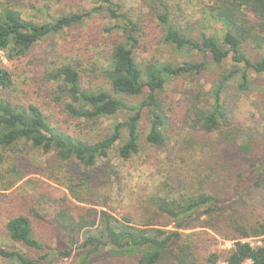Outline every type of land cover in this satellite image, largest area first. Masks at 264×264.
<instances>
[{"label": "trees", "instance_id": "obj_1", "mask_svg": "<svg viewBox=\"0 0 264 264\" xmlns=\"http://www.w3.org/2000/svg\"><path fill=\"white\" fill-rule=\"evenodd\" d=\"M97 1L99 5L91 10L69 12L45 23L23 17L12 4L0 6V50L13 66L48 36L83 25L96 12H105L115 22L103 29L113 38L107 66L89 70L104 85L83 84L82 65L70 56L46 78L56 83L53 101L61 104L72 122L78 121L79 132L91 129L101 118L128 115L100 140L88 141L58 128L35 105L0 98V149L17 154L30 147L51 154L57 165L45 177L69 193L60 191L58 197L43 198V214L27 208L10 215L3 224L4 236L37 256L0 245V260L6 264H56L70 258L75 264H264V240L257 246L243 242L264 236V154L255 155L256 147L250 143L225 144L209 169L203 166L204 154L200 155L206 145L184 143L182 162H189L193 186L183 192L162 181L137 206L135 222L128 216L117 217L103 193L114 175L109 163L103 162L110 151L114 149L122 160L138 154L143 127L147 144L165 148L171 117L164 93L179 79L198 81L209 62L218 70V81L209 92L198 84L189 99L188 114L183 116L185 125L207 137L234 126L232 112L221 95L234 79L239 81L240 91L249 90L250 74L264 82V0H207L210 15L225 25L220 38L188 32L175 19L167 0H155L152 14L160 29V44L191 56L189 61L177 63L137 60L135 50L144 36L141 14L133 19L135 14L120 11L114 0ZM196 55L201 59H195ZM13 83L14 71L0 60V92L12 89ZM140 96L143 100L139 103L128 101ZM66 163L73 165V170L62 171ZM212 176L216 181L210 180ZM4 177L0 171V188L8 191L26 174L12 168L7 176L10 180ZM159 218L166 220L164 225L158 223ZM40 223L50 224L55 231L49 240L38 238ZM218 239L231 242L232 247L226 252L209 250Z\"/></svg>", "mask_w": 264, "mask_h": 264}, {"label": "rangeland", "instance_id": "obj_2", "mask_svg": "<svg viewBox=\"0 0 264 264\" xmlns=\"http://www.w3.org/2000/svg\"><path fill=\"white\" fill-rule=\"evenodd\" d=\"M114 1L120 6V11L135 14L133 19H136L137 14H141L144 36L140 42L141 47L135 50L137 60L152 58L177 63L191 59L186 51L176 53L160 44V29L152 14L155 0ZM167 1L171 12L176 15L175 19L188 32L196 36L200 33L215 34L218 38L223 35L225 25L210 15L207 0ZM3 4L14 5L23 17L36 23L53 21L63 14L81 9L91 10L99 5L97 0H0V6ZM114 23L105 12H96L83 25L48 36L39 42L23 58L16 61V66L5 59L2 63L6 68L14 71V83L12 89L0 92V98L35 105L61 130L88 141L100 140L111 131L115 123L125 120L127 113L101 118L93 122L91 129L79 132L76 128L78 121L72 122L74 120L63 112L61 104L53 101L52 92L56 91V83L48 82L46 74L52 68L66 62L67 57L70 56L73 59L78 58V63L82 65L80 69L84 72L81 71L79 74L83 84L93 87L104 85V81L90 74L89 70L93 66L100 71L107 66L109 46L113 38L107 37L103 29L111 27ZM197 58L201 59L199 55L195 56V59ZM228 64H226L227 68H229ZM218 74V70L209 62L207 69L198 79L199 82L191 78L179 79L168 86L163 102L171 117V131L165 148L158 149L147 144L144 140L146 130L143 127L140 137L141 149L138 154L133 155L129 160H122L112 149L107 160H103L108 162L114 170V175L106 184L107 189L103 193L109 197V208L117 217L128 216L135 222L137 206L162 181H169L176 190L183 192H187L193 186L189 179V169H187L189 162H182V158L186 156L181 153V150L185 148L184 143L187 141L193 146L206 145L204 149L201 148L200 155L203 157L204 154L203 166L208 169L213 160H216L218 156L220 158V153L227 143L234 145L236 142L250 143L256 147L255 155L264 154V82L260 76L250 74L247 91L242 92L238 89L237 79L228 82L223 89L222 101L230 108L235 122L232 128L224 130L221 135L207 137L190 131L185 125L183 116L188 114L191 94L195 93L198 84L202 86L204 92H209L217 83ZM142 100L143 96H140L128 101L136 104ZM205 100L209 101L210 96H206ZM69 164L62 165V171L73 170L74 166ZM56 165L51 154L45 155L30 147L23 148L22 152L17 154L0 149V171L3 172L5 181L10 180L7 176H10L12 168L22 169L26 174V177L12 189L3 191L0 188V245L4 249L20 250L31 257L37 256L35 252L8 240L3 233V224L10 215L25 211L27 208H34L43 214L40 208L45 207L43 198L47 199L48 195L58 197L60 191L69 194L65 188L45 177L48 174L47 171L54 169ZM32 169L36 170L35 173H32ZM213 179L216 181V177L212 176L210 180ZM211 183L212 181L209 184ZM157 221L160 225L166 222L163 218ZM39 229L38 238L44 241L55 234L48 223H40ZM263 240L264 236L249 238V244L257 246ZM231 247V242L218 239V244L209 250L226 252ZM75 263L74 258H70L61 259L56 264ZM0 264L6 263L0 260ZM217 264L225 263L220 261Z\"/></svg>", "mask_w": 264, "mask_h": 264}, {"label": "built area", "instance_id": "obj_3", "mask_svg": "<svg viewBox=\"0 0 264 264\" xmlns=\"http://www.w3.org/2000/svg\"><path fill=\"white\" fill-rule=\"evenodd\" d=\"M0 60H1L2 62L5 60V55H4V52H3L2 50H0ZM243 242H246V243L249 244V238L243 240ZM259 245H260V244H259ZM246 262H249V263H250V261H246ZM244 263H245V262H244ZM244 263H243V264H244ZM250 264H251V263H250Z\"/></svg>", "mask_w": 264, "mask_h": 264}]
</instances>
